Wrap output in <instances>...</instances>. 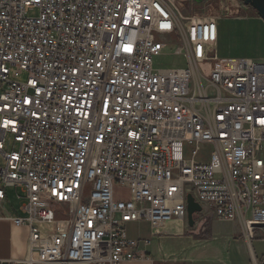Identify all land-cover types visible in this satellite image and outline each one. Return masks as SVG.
Here are the masks:
<instances>
[{
    "label": "built area",
    "instance_id": "2783aa9c",
    "mask_svg": "<svg viewBox=\"0 0 264 264\" xmlns=\"http://www.w3.org/2000/svg\"><path fill=\"white\" fill-rule=\"evenodd\" d=\"M194 3L0 0V204L26 199L0 218L30 228L0 264L142 260L128 225H188V194L249 243L264 230V60L220 57ZM166 53L182 64L156 66Z\"/></svg>",
    "mask_w": 264,
    "mask_h": 264
},
{
    "label": "crops",
    "instance_id": "0c3cea01",
    "mask_svg": "<svg viewBox=\"0 0 264 264\" xmlns=\"http://www.w3.org/2000/svg\"><path fill=\"white\" fill-rule=\"evenodd\" d=\"M218 24V51L223 52L220 57L264 60V56L256 53L236 54L237 46H250L258 43L260 34L264 37V20L258 14L248 12L225 17L218 19ZM19 202L13 187H7L0 214L9 217L22 215ZM9 217L0 218V259L23 258L29 247L30 228L15 225ZM211 217L205 228H201L198 222L190 227L186 222L174 221L159 233L150 230L139 235L132 232L133 226L147 223L152 229L150 223H130L128 236L141 240L139 250L146 257L123 264H264V240L249 243L237 222ZM145 240L150 243L146 244Z\"/></svg>",
    "mask_w": 264,
    "mask_h": 264
},
{
    "label": "rangeland",
    "instance_id": "374dc122",
    "mask_svg": "<svg viewBox=\"0 0 264 264\" xmlns=\"http://www.w3.org/2000/svg\"><path fill=\"white\" fill-rule=\"evenodd\" d=\"M200 13L203 17H216L218 19L225 18V17H236L241 15H246L248 12L257 14V12L250 6H246L243 2V0H207L204 3H194L191 6L187 5L185 9L186 14L191 13ZM37 13V12H34ZM262 35V34H260ZM259 35L258 43H255L253 45H246L244 46H237L238 53L236 54H244V53H252L257 54L259 56H264V37ZM219 55L223 56V52L219 51ZM228 59V58H227ZM182 64L181 59L179 57H174L173 55L166 53L161 55L156 62V66L161 67H169L173 65H180ZM28 78L27 74H24L21 76V81H26ZM167 129L165 131V135L167 137H177L180 136L183 133V123L178 120L177 118H173L172 121L167 123ZM18 144L15 142L14 137L10 136L7 143H6V149L7 151H12L14 149H17ZM6 164L4 157L0 154V170L2 167H4ZM17 194L18 196H21L22 199L18 200L19 206L25 201L24 192L20 187H13V193ZM212 216V215H211ZM210 215H207L205 213L197 214L195 216L196 223L201 226V228H205V226L208 224L210 220ZM212 218V217H211ZM153 232V229H149V226L147 223H141L139 225L133 226L132 232L134 234H145L149 231ZM257 237L253 238L252 240H264V230H258L256 233ZM256 243V242H255Z\"/></svg>",
    "mask_w": 264,
    "mask_h": 264
},
{
    "label": "water",
    "instance_id": "95a60500",
    "mask_svg": "<svg viewBox=\"0 0 264 264\" xmlns=\"http://www.w3.org/2000/svg\"><path fill=\"white\" fill-rule=\"evenodd\" d=\"M206 0H195L197 3H204ZM246 6L252 7L257 14L264 20V0H243ZM188 224L194 227L196 224L195 216L203 211V207L195 200L193 194H188Z\"/></svg>",
    "mask_w": 264,
    "mask_h": 264
}]
</instances>
